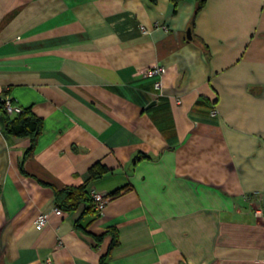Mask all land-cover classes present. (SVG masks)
Returning <instances> with one entry per match:
<instances>
[{
  "label": "crops",
  "instance_id": "1",
  "mask_svg": "<svg viewBox=\"0 0 264 264\" xmlns=\"http://www.w3.org/2000/svg\"><path fill=\"white\" fill-rule=\"evenodd\" d=\"M194 8L0 0V95L42 122L27 155L0 111V264H101L111 232L106 264H264V0ZM94 163L105 206L52 212Z\"/></svg>",
  "mask_w": 264,
  "mask_h": 264
},
{
  "label": "trees",
  "instance_id": "2",
  "mask_svg": "<svg viewBox=\"0 0 264 264\" xmlns=\"http://www.w3.org/2000/svg\"><path fill=\"white\" fill-rule=\"evenodd\" d=\"M172 1L176 3L178 0ZM205 1L206 0H195L194 14H196L204 6ZM41 125V119L32 114L28 109H25L19 113H16L14 118L7 120L6 129L7 131L15 135L29 136L30 145L26 151V154L29 155L33 150L36 136L41 129ZM106 171H108V168L105 165L94 163L89 167L90 175L86 182H83L79 185H65L60 188L54 187L53 191L55 205L64 211H70L75 209L80 203L85 202V211L98 210L94 206L93 198L87 188V183L90 179L100 176ZM118 191L119 189L116 190L115 193H117ZM75 225L82 230L85 229L79 224V221H76ZM111 233L112 237L110 240L109 248L106 253L100 257L101 264H106L110 248L117 243L116 233ZM101 236L102 234L96 235L95 238L98 240L101 238Z\"/></svg>",
  "mask_w": 264,
  "mask_h": 264
},
{
  "label": "built area",
  "instance_id": "3",
  "mask_svg": "<svg viewBox=\"0 0 264 264\" xmlns=\"http://www.w3.org/2000/svg\"><path fill=\"white\" fill-rule=\"evenodd\" d=\"M163 71H164V67L161 64H154L145 69V74L155 76L154 87L157 89H159L161 86L160 76L163 73ZM22 110H23L22 107L18 105L9 94L5 93L3 95H0V111H3L6 114H13V113H19ZM91 196L93 198L94 206L98 210H101L111 198L110 194L100 191L93 192ZM50 212L51 211L42 212L36 216L35 226L38 229H41L47 223L48 215ZM52 212L61 213L62 209L55 206L52 209ZM254 214L258 217L264 218V207L263 206L255 207Z\"/></svg>",
  "mask_w": 264,
  "mask_h": 264
},
{
  "label": "water",
  "instance_id": "4",
  "mask_svg": "<svg viewBox=\"0 0 264 264\" xmlns=\"http://www.w3.org/2000/svg\"><path fill=\"white\" fill-rule=\"evenodd\" d=\"M186 35H187L188 38L191 37V30H190V28H187ZM151 103H153V102H151Z\"/></svg>",
  "mask_w": 264,
  "mask_h": 264
}]
</instances>
